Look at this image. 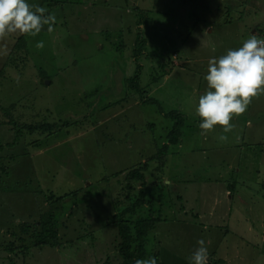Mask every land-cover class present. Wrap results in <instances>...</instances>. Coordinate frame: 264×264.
Wrapping results in <instances>:
<instances>
[{
  "label": "rangeland",
  "instance_id": "rangeland-1",
  "mask_svg": "<svg viewBox=\"0 0 264 264\" xmlns=\"http://www.w3.org/2000/svg\"><path fill=\"white\" fill-rule=\"evenodd\" d=\"M28 2L56 22L51 32L45 25L35 37L0 40V166L11 173H0V190L8 189L0 193V243L9 220L36 223L48 210L35 188L77 191L56 206L60 246L33 249L27 264H121L110 222L129 206L127 172L147 162L150 197L165 191L161 203L141 208L154 220L147 242L158 264H189L199 239L208 264H264V104L259 131L239 152L228 146L235 135L217 126L202 133L196 114L207 58L241 47L256 28L264 34V0ZM138 37L143 53L135 57ZM139 65L142 94L127 86ZM171 112L183 116L178 145L168 142ZM43 121L61 128L12 144L15 129ZM9 258L0 251V264Z\"/></svg>",
  "mask_w": 264,
  "mask_h": 264
},
{
  "label": "trees",
  "instance_id": "trees-1",
  "mask_svg": "<svg viewBox=\"0 0 264 264\" xmlns=\"http://www.w3.org/2000/svg\"><path fill=\"white\" fill-rule=\"evenodd\" d=\"M54 3L55 2L52 4ZM143 42L144 40H141V37L137 38L134 51L135 57H139L143 53ZM141 73L142 65H139L135 70V74L127 80L128 88L132 91L136 90L139 94L145 91L140 86ZM143 102L148 103L151 102V100L148 99ZM169 114L173 115L175 124L168 134V142L171 145H178L182 136L181 128L184 124L183 116L176 112H171ZM169 114H166V116ZM15 128H17V126ZM60 128L61 126L57 123L51 124L45 121L36 122L34 124L25 123L22 127L15 129L17 138L12 144L16 143L17 146H20L18 142L23 137V134L30 136L38 133L48 137L59 131ZM31 145L40 147L41 144L35 141L32 142ZM167 146L168 144L165 145V149ZM149 167V164L145 162L127 172L129 180L132 181L128 186L129 191L125 196L129 206L124 210L116 212L113 217L114 220L110 222L111 225L113 224L115 226L118 238L120 239L117 250L120 254L121 264H135L137 259H147L149 257H156L157 264L159 263L160 253L158 251L154 252V250L150 251V246L153 241L147 242L150 232L155 229L154 220L150 217L143 218L141 208H144L148 204L152 205L154 202L161 203L165 191L162 192L158 190L157 194H153V197H150L152 193L150 192V188L146 186L147 179L145 175ZM0 173L8 176L11 175L9 169L5 166H0ZM30 183L33 184L34 180H30ZM137 183H140L139 189L135 187ZM0 184H2V182ZM7 190V188H5L4 191L0 190V193H5ZM32 192L35 193L34 195L42 196L44 202L48 203L49 207L46 212L40 210L38 214H41V219L40 221L36 220V223L25 221L17 224L16 222H12L13 220H9L8 222L10 223L7 225V228H3L5 229V234L9 237L5 239V236H3V240H1L0 243V251H4V253L10 257V264H18L16 259H19V257H22L21 259L24 260V264H27L25 259L30 255L33 249L39 250L45 246L51 248L60 246L58 225L61 219H59L58 216L62 215L60 213L61 207L56 208V206L59 202L63 204L69 196L77 193V191H75L64 195H58L53 191H45L41 187L39 189L35 188L31 193ZM179 198L181 199V196ZM114 204H116V200H114Z\"/></svg>",
  "mask_w": 264,
  "mask_h": 264
},
{
  "label": "clouds",
  "instance_id": "clouds-1",
  "mask_svg": "<svg viewBox=\"0 0 264 264\" xmlns=\"http://www.w3.org/2000/svg\"><path fill=\"white\" fill-rule=\"evenodd\" d=\"M55 22L54 14L28 0H0V40L11 34L35 37L45 25L51 32ZM36 48L43 49L44 42H37ZM204 79L207 90L199 96L196 108V114L201 118L199 128L206 133L220 126L224 132H230L233 117L243 115L252 100L264 93V39L253 34L241 47L211 58ZM197 244L188 257L189 264H208L205 241L199 239ZM135 264H157V259H137Z\"/></svg>",
  "mask_w": 264,
  "mask_h": 264
},
{
  "label": "crops",
  "instance_id": "crops-1",
  "mask_svg": "<svg viewBox=\"0 0 264 264\" xmlns=\"http://www.w3.org/2000/svg\"><path fill=\"white\" fill-rule=\"evenodd\" d=\"M231 25L230 20H226V26ZM211 30L210 27L206 26L205 27V32ZM253 34H255L257 36V38L259 39H264V34L259 33V29H255L250 36H252ZM242 42L240 43V46H242ZM239 48L238 46H235L232 49H236ZM227 53L224 52L222 55H225ZM176 57V56H175ZM208 62L209 59L207 58V66H208ZM177 65H180V63ZM207 70H205L204 72H206ZM164 76H168L167 73H164ZM204 80V79H203ZM262 98H264V93H261L260 95H258L257 97H255L252 100V103L250 104V106H248L247 108V113L248 115L244 116L241 115L239 117H233L231 123L233 125V128L230 132H228L229 134H233L235 135V139L230 141V144L228 145L230 148H233L236 150V152L240 151V148L238 147L239 143H242L245 136L247 135H251L252 133L259 131V123H260V111H261V106L264 104ZM217 128H220L222 130V134L224 132L223 128L220 126H217ZM264 131V130H263ZM228 141V140H227ZM208 181V180H206ZM208 183H205L202 185V188H205V185ZM226 193H230L229 195L231 196V191L230 189H228L226 191ZM182 199V197H181ZM186 202V201H185Z\"/></svg>",
  "mask_w": 264,
  "mask_h": 264
}]
</instances>
